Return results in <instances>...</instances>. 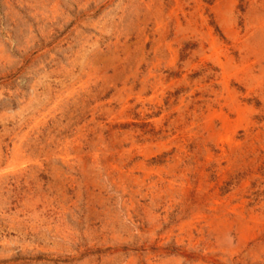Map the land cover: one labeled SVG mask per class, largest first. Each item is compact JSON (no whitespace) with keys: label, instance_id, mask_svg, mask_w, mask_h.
I'll return each instance as SVG.
<instances>
[{"label":"rangeland","instance_id":"374dc122","mask_svg":"<svg viewBox=\"0 0 264 264\" xmlns=\"http://www.w3.org/2000/svg\"><path fill=\"white\" fill-rule=\"evenodd\" d=\"M0 264H264V0H0Z\"/></svg>","mask_w":264,"mask_h":264},{"label":"bare ground","instance_id":"6f19581e","mask_svg":"<svg viewBox=\"0 0 264 264\" xmlns=\"http://www.w3.org/2000/svg\"><path fill=\"white\" fill-rule=\"evenodd\" d=\"M158 48V47H157Z\"/></svg>","mask_w":264,"mask_h":264}]
</instances>
